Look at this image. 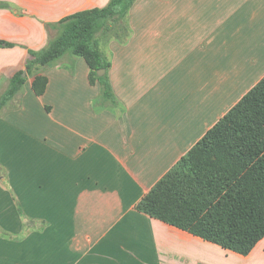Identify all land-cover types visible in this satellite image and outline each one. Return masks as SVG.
I'll return each mask as SVG.
<instances>
[{
  "label": "crops",
  "instance_id": "1",
  "mask_svg": "<svg viewBox=\"0 0 264 264\" xmlns=\"http://www.w3.org/2000/svg\"><path fill=\"white\" fill-rule=\"evenodd\" d=\"M109 1L0 0V95L51 25ZM124 22L95 36L113 101L68 54L0 112V264H264V238L242 256L135 209L264 78V0H135Z\"/></svg>",
  "mask_w": 264,
  "mask_h": 264
},
{
  "label": "trees",
  "instance_id": "2",
  "mask_svg": "<svg viewBox=\"0 0 264 264\" xmlns=\"http://www.w3.org/2000/svg\"><path fill=\"white\" fill-rule=\"evenodd\" d=\"M135 0H110L101 9L84 10L51 25L57 35L48 47L30 51L25 74L51 66L65 55L82 58L91 84L102 86L113 101L106 74L109 64L95 36L109 21L127 15ZM1 47H11L0 42ZM17 72L0 95V112L26 81ZM47 78L34 77L32 90L42 96ZM150 218L185 231L223 250L246 256L264 238V78L249 91L136 204Z\"/></svg>",
  "mask_w": 264,
  "mask_h": 264
},
{
  "label": "rangeland",
  "instance_id": "3",
  "mask_svg": "<svg viewBox=\"0 0 264 264\" xmlns=\"http://www.w3.org/2000/svg\"><path fill=\"white\" fill-rule=\"evenodd\" d=\"M126 26V23L124 22V17L123 18H115L112 21H109L106 25V28L101 32V35L106 34L105 36H114L116 34L117 29L119 28H124ZM99 49V48H98ZM207 256V255H206ZM223 256V255H222ZM219 264H233L231 260H226L225 258H220ZM206 262H209L206 258Z\"/></svg>",
  "mask_w": 264,
  "mask_h": 264
},
{
  "label": "water",
  "instance_id": "4",
  "mask_svg": "<svg viewBox=\"0 0 264 264\" xmlns=\"http://www.w3.org/2000/svg\"><path fill=\"white\" fill-rule=\"evenodd\" d=\"M104 70H100V71H97V76H101L102 74H104ZM25 73H23L22 77H25Z\"/></svg>",
  "mask_w": 264,
  "mask_h": 264
}]
</instances>
